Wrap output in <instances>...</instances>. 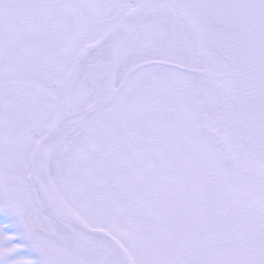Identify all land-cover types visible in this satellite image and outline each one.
I'll return each mask as SVG.
<instances>
[{"label": "snow or ice", "instance_id": "1", "mask_svg": "<svg viewBox=\"0 0 264 264\" xmlns=\"http://www.w3.org/2000/svg\"><path fill=\"white\" fill-rule=\"evenodd\" d=\"M0 264H264V0H0Z\"/></svg>", "mask_w": 264, "mask_h": 264}]
</instances>
